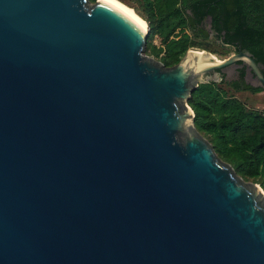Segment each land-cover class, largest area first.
Masks as SVG:
<instances>
[{"label":"water","instance_id":"obj_1","mask_svg":"<svg viewBox=\"0 0 264 264\" xmlns=\"http://www.w3.org/2000/svg\"><path fill=\"white\" fill-rule=\"evenodd\" d=\"M104 0H0V264H264V190L189 101L248 51L144 55ZM201 51V52H197Z\"/></svg>","mask_w":264,"mask_h":264},{"label":"trees","instance_id":"obj_2","mask_svg":"<svg viewBox=\"0 0 264 264\" xmlns=\"http://www.w3.org/2000/svg\"><path fill=\"white\" fill-rule=\"evenodd\" d=\"M118 1L148 24L146 51L151 49L167 68L180 63L191 48L218 54L207 48L211 41L248 51L264 66V0ZM211 33L216 35L214 40ZM243 84L244 90L262 91ZM224 85L238 86L224 76L220 82L201 84L194 92L189 105L196 128L240 177L259 183L264 190V116L230 95Z\"/></svg>","mask_w":264,"mask_h":264},{"label":"rangeland","instance_id":"obj_3","mask_svg":"<svg viewBox=\"0 0 264 264\" xmlns=\"http://www.w3.org/2000/svg\"><path fill=\"white\" fill-rule=\"evenodd\" d=\"M153 45H155V44H153ZM207 48L210 49L211 51L218 52V54L217 53L214 54L218 59H224V58H227V57L231 56L232 54L236 53L234 50H231L230 48H227V47L225 48L220 43H217L214 41H211V43L208 44ZM222 53H227V55L223 56V55H221ZM144 55L147 57L153 58L154 60L160 62V60L155 57V55L151 49H149L148 51L145 50ZM234 76H235L234 69H232V71L227 75L226 80L230 81L231 79H233ZM223 87L226 88L227 90H229L230 95L234 96L238 100L245 103L249 109L255 110V111L260 112V113H264V91L260 92L258 94L257 93H251L248 91L238 93V92H235L232 88H229L228 86L224 85ZM205 138L209 141V137H205ZM247 182L255 183L252 180L247 181ZM257 184L260 185L259 183H257Z\"/></svg>","mask_w":264,"mask_h":264},{"label":"flooded vegetation","instance_id":"obj_4","mask_svg":"<svg viewBox=\"0 0 264 264\" xmlns=\"http://www.w3.org/2000/svg\"><path fill=\"white\" fill-rule=\"evenodd\" d=\"M215 36L216 35L214 33H211L210 39L214 40L216 38ZM234 51L235 52H240L236 48L234 49ZM241 51H243V50H241ZM261 67H262V72H263L264 71V66L261 65ZM234 74H235V76L233 77V79L230 80V82H235V83L238 84L237 87L233 88V90L235 92H238V93L239 92H247V90H244L243 82H245L246 84H248L250 87H253V88H262V91L257 92V94L264 91L263 87H261L260 85H255V83H254L255 80L251 79L250 73H249V68L245 64L238 63L237 65H235ZM263 74H264V72H263ZM224 76H225V79H226L227 74L224 75ZM248 92L253 93L252 91H248ZM260 114L264 116V113H260Z\"/></svg>","mask_w":264,"mask_h":264},{"label":"bare ground","instance_id":"obj_5","mask_svg":"<svg viewBox=\"0 0 264 264\" xmlns=\"http://www.w3.org/2000/svg\"><path fill=\"white\" fill-rule=\"evenodd\" d=\"M111 5L115 6L119 10H121L124 14H126L129 18H131L144 32L148 30V24L135 12L134 9L128 7L124 3L118 0H104ZM201 52V51H197Z\"/></svg>","mask_w":264,"mask_h":264}]
</instances>
